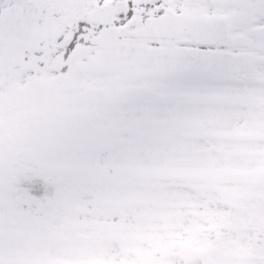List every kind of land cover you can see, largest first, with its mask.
<instances>
[{"label":"snow or ice","instance_id":"6c2138e0","mask_svg":"<svg viewBox=\"0 0 264 264\" xmlns=\"http://www.w3.org/2000/svg\"><path fill=\"white\" fill-rule=\"evenodd\" d=\"M0 264H264V0H0Z\"/></svg>","mask_w":264,"mask_h":264}]
</instances>
